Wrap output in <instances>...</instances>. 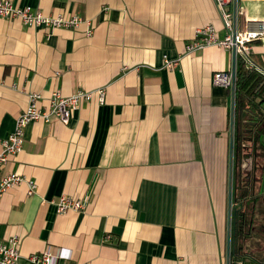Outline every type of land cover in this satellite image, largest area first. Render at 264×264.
Here are the masks:
<instances>
[{"label":"crops","instance_id":"1","mask_svg":"<svg viewBox=\"0 0 264 264\" xmlns=\"http://www.w3.org/2000/svg\"><path fill=\"white\" fill-rule=\"evenodd\" d=\"M11 1L82 21L0 18V139L32 93L42 108L53 92L104 88L105 97L94 93L67 124L52 116L25 127L21 151L0 169L21 178L0 201V241L18 238L21 264L46 250L68 255L57 264H228L234 97L211 80L234 55L186 49L206 24L224 35L214 0ZM239 6L238 30L262 31L249 43L260 63L264 0ZM62 195L85 208L57 212Z\"/></svg>","mask_w":264,"mask_h":264},{"label":"built area","instance_id":"2","mask_svg":"<svg viewBox=\"0 0 264 264\" xmlns=\"http://www.w3.org/2000/svg\"><path fill=\"white\" fill-rule=\"evenodd\" d=\"M217 10L219 12L224 35L219 36L217 28L213 24H206L199 28L196 32V38L186 47L187 51L204 48L209 45H217L225 49L233 51L234 64L232 69L215 71L212 76L213 86L223 88H230L234 97V103L231 113V128L232 138L235 131V125L239 118V110L236 104V63L237 57L243 58L247 67H254L256 71L264 73V56L259 64L253 62L251 57V45L249 44L261 32L256 30H238L239 17L243 15L239 0H214ZM0 18L19 19L23 24L31 27L44 26L49 27H66L76 28L82 21V18L76 14L70 16L58 15H44L39 10H33L30 7H20L12 3L11 0H0ZM89 29L87 34L92 32ZM177 60H164V67L172 68ZM96 94L100 102L104 101L105 90L98 88L95 91L77 90L69 96H63L58 92H53L49 106L42 108L38 106L41 95L32 93L29 95L28 105L16 117L14 129L6 138L0 139V169L4 170L9 158L19 153L24 143V129L35 120L50 121L52 116L56 117L63 124H67L73 113L81 104L91 99L93 94ZM232 162L234 159L235 146L232 147ZM19 174L14 172H3L0 177V201L3 194L9 189L13 188L15 184L20 182ZM28 193H32L35 189V183L28 181ZM57 212H66L68 210L80 211L85 208V202L81 198H73L66 195L60 196L53 201ZM1 204V202H0ZM18 238L11 237L7 240L0 241V264H21L20 252L18 249ZM68 255L61 251L52 253L50 250L41 252L40 254H32L28 256V261L35 264H57L58 259H67ZM230 260H228L229 264ZM63 264H66L63 263Z\"/></svg>","mask_w":264,"mask_h":264},{"label":"flooded vegetation","instance_id":"3","mask_svg":"<svg viewBox=\"0 0 264 264\" xmlns=\"http://www.w3.org/2000/svg\"><path fill=\"white\" fill-rule=\"evenodd\" d=\"M232 139L241 148L240 158L234 155L230 162L229 260L264 264V132L255 121L239 117ZM259 239L261 249L253 247Z\"/></svg>","mask_w":264,"mask_h":264},{"label":"trees","instance_id":"4","mask_svg":"<svg viewBox=\"0 0 264 264\" xmlns=\"http://www.w3.org/2000/svg\"><path fill=\"white\" fill-rule=\"evenodd\" d=\"M253 62L259 64L258 57L251 55ZM236 104L239 117L252 120L264 132V73L249 68L243 58L236 63ZM240 144L235 145L236 159L240 158Z\"/></svg>","mask_w":264,"mask_h":264},{"label":"water","instance_id":"5","mask_svg":"<svg viewBox=\"0 0 264 264\" xmlns=\"http://www.w3.org/2000/svg\"><path fill=\"white\" fill-rule=\"evenodd\" d=\"M232 139V138H231ZM233 144H234V146H235V142H234V139H232L231 140V149H232V147H233ZM257 242H259L260 244H262V242H261V240L259 239V240H257ZM258 243V244H259ZM262 246H263V244H262ZM262 246H260L259 245V247H257L258 249H261V247ZM229 264H256V263H254V262H252L251 260H242V261H233V262H229Z\"/></svg>","mask_w":264,"mask_h":264},{"label":"rangeland","instance_id":"6","mask_svg":"<svg viewBox=\"0 0 264 264\" xmlns=\"http://www.w3.org/2000/svg\"><path fill=\"white\" fill-rule=\"evenodd\" d=\"M230 152H231V155H232V150H230ZM234 155H235V153H234ZM233 162H234V159H233ZM258 243H259V242H258ZM250 244H253V243H250ZM259 245L262 246V244L259 243V244H257V245H256V244H253V247H254V246H255V247H259ZM249 246L252 247V245H249Z\"/></svg>","mask_w":264,"mask_h":264}]
</instances>
